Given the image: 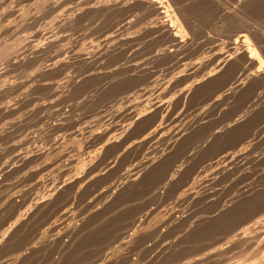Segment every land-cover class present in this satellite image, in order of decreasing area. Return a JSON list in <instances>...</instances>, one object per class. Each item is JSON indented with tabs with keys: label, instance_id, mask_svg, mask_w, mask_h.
Instances as JSON below:
<instances>
[{
	"label": "rangeland",
	"instance_id": "rangeland-1",
	"mask_svg": "<svg viewBox=\"0 0 264 264\" xmlns=\"http://www.w3.org/2000/svg\"><path fill=\"white\" fill-rule=\"evenodd\" d=\"M244 1L222 5L238 12ZM108 2L0 0V113L24 97L41 109L74 81L92 94L70 109L62 102L45 126L29 124L0 153V264H264V104L252 132L228 144L220 137L217 146L200 144L219 102L211 106L205 89L188 110L182 92L219 49L200 44L189 53L176 43L175 57L139 64L118 80L128 70L122 64L95 66L124 38L122 23L109 25L100 15ZM238 24L235 36L244 33ZM240 78L230 75L219 89ZM205 101L208 117L199 116ZM39 130L40 139L32 135ZM186 136L197 143L193 150H186Z\"/></svg>",
	"mask_w": 264,
	"mask_h": 264
},
{
	"label": "bare ground",
	"instance_id": "bare-ground-1",
	"mask_svg": "<svg viewBox=\"0 0 264 264\" xmlns=\"http://www.w3.org/2000/svg\"><path fill=\"white\" fill-rule=\"evenodd\" d=\"M69 1L70 0H56V5H63L64 3H67ZM224 1H220V0H110V2L107 3L105 8L102 6V11L100 14L104 19H106V22H109V25H110L111 21L115 22V23H117V22L122 23L123 29L121 30V32H122L121 34H123L122 36H124V38H122V40L120 42H118L116 45H112L110 48L106 49V51L104 53H102L101 56L98 58L99 59L98 65H95V66L97 68L99 65L105 66L104 68H106V66H110L111 68H115L116 64H118V63H120V65L122 64L123 67H126L125 70L126 69H128V70L126 72L125 71L123 72L122 70L120 71V73L118 72L120 74L118 77V80H121V81L130 74V71L133 69V67L135 68L139 64L140 65L145 64L147 66V64L150 63L152 66L153 63L159 64V63L163 62L167 57H169V55L171 53H174L171 51V47H175L176 43L178 46L179 45L183 46L184 50L186 48L187 50H185V51H189V53L194 51L200 44L216 46L217 50L219 49L220 55L214 61H212V63H209L208 66H203L201 64L203 66L202 68L200 66V68L203 70V71H201L202 75H199L198 79L196 77H194V79L191 80L192 81L191 85L186 87L184 92H182L183 93V100L182 101L186 104V105L184 104L183 106H188L187 109L190 106H192L190 104H192V102L194 101V99L198 95H199L198 97H200L201 93L204 94V91H206L205 89L208 90L207 93H209V95L211 96V98H210L211 101H208L211 106H213L214 104L216 106L217 105L216 103L219 102V105L216 106L217 108H215V110H214V107H211L210 105H208L206 103V101L202 103L203 104L202 107L206 106L205 108L199 109L200 106L198 105L197 106L198 108H196V110H195V111H197L198 109L200 110L199 116L202 113H204L207 116V113H205V112H207L208 110L210 111L211 109H212L211 111H213L212 114L210 113L211 115H208L209 117L207 116L208 119L211 116L210 122L213 126V128H212L213 130H211L209 128L211 125L208 122H206V124L208 126L205 125V127L207 126L206 128H209L212 132H211V134L210 133L208 134V131H207V134H206L207 137L206 136H205L206 138L204 137L205 140L202 139L204 142H202L200 144H204V145L209 144V143L212 144L211 142H213V140L215 138L218 140V137H220V140H218V141H220L221 143L227 142V144H228L229 143L228 140H231L232 138L234 139V137H236V138L241 137L244 134H248V133L252 132L251 128H250V126L253 127L251 125V122L255 120L256 116H258V111H259L258 108H260L261 105L264 104V32H263L264 31V0H246V2L244 1L245 2L244 6L242 4V6H243L242 10L238 9L239 10L238 12H235L237 10L236 8H235L236 9L235 11H231L234 9L229 10L227 8V6L222 5V3ZM226 2H227V0H226ZM4 4L6 5V2ZM12 5H14V4H12ZM5 10H6V7H5ZM2 11H1L0 15L5 14V11H3V12ZM217 14H219V15L217 16ZM94 15H95V13H94ZM215 16H216V18H215ZM79 17H81V16L79 15ZM2 18H3V16H2ZM70 18H69V20H70ZM87 18H89V16ZM91 18H90V21H91ZM98 18L99 17H96V19H98ZM77 19H79V18L77 17ZM84 19H85V17H84ZM80 20L83 21V18ZM100 21L101 20H99V22ZM103 21H105V20H103ZM239 21L242 24L241 23L238 24ZM102 22H100V24ZM143 22H144V24L146 23L145 26H144ZM68 23H70V21ZM115 23H112V24L115 25ZM102 24H104V23H102ZM117 24H119V23H117ZM140 24L143 25L144 27L141 26ZM235 24H238L239 26L242 25L243 30H244V33L242 35L240 34L239 36H235L236 34L235 35L231 34V32L234 30V29L232 30V28L235 26ZM71 25H73V24L71 23L70 26ZM96 25H97V23H96ZM105 25H106V23H105ZM139 26L142 27V29L140 28L141 30L138 29ZM76 27H75V29H76ZM87 27H91V26L89 25ZM107 27H106V29H107ZM118 27H119V25H118ZM61 28H62V26H61ZM68 28L69 27L67 25V28H65V29L68 30ZM95 28H94V30H97ZM101 28H103L102 25H101ZM106 29H104V30L101 29V30L105 31ZM240 29H241V27H240ZM89 30H90V28H89ZM261 30H263V31H261ZM135 31H136V33H135ZM69 32H71V30ZM133 32H134V34H131ZM236 33L238 35V32H236ZM63 34H65V33L63 32ZM55 37L58 38L57 36H55ZM174 44H175V46H173ZM49 45H50V42L47 44L44 43V46H43V44H42V46L40 45L39 48L36 46L39 49L38 50V57H41L42 55L46 54ZM179 48H181V47L179 46ZM186 54H188V53H186ZM186 54L184 53V55H186ZM170 56L175 57L176 55L174 56L172 54ZM200 56H202V55H200ZM192 57H194V56H192ZM179 59H181V57ZM171 60H172V58H171ZM173 60H175V59L173 58ZM97 61L98 60H96V62ZM183 61H186V59ZM188 61H189V59H188ZM22 62H23V60H22ZM23 63H21V64L23 65ZM21 64L15 65V67L18 68V66H20L19 68H21ZM94 64H97V63H94ZM134 64H136V65H134ZM179 64L180 63H178L177 66L176 65L175 66L178 67ZM186 64H187V62H186ZM112 65H114V67H112ZM117 66H119V65H117ZM141 66H143V65H141ZM97 68H96V70H97ZM99 68L97 71H99ZM94 69H95V67L93 68V71H94ZM100 69H102V67ZM136 69H137V67H136ZM177 69H179V68H177ZM134 70L135 69H133L132 71H134ZM141 70H143V69H141ZM180 71H181V69H180ZM103 72L105 73V71H103ZM85 74H87V73H85ZM232 74H241L240 80L235 82V83L229 82L228 86L226 88H224L223 90H220L219 88L223 85V83L225 82L227 77H229ZM97 76H96V78H97ZM87 78H89V77H87ZM87 78H86V81H87ZM114 78H115V75H114ZM91 79H93V78H91ZM112 79H113V77H112ZM130 79H131V77H130ZM113 80H116V79H113ZM127 80H129V79H127ZM71 82H73V81H71ZM106 82H108V80ZM100 83H101V81H100ZM72 84L67 85V86L63 85L64 87L59 89L52 96V98H50V100L48 102H46L45 105H43L44 107L43 106L41 107V109L36 108L37 106L34 105L35 102L33 103V101L35 99H33V101H32L31 100L32 98L30 99V98H25V97H24V99L22 98L23 100H21L18 103L15 102L13 104H10V105H7L6 107H4L3 111L0 113V123H1L0 124V153L3 152L5 150V148L8 146V144H10L12 141L16 142V140L23 138L22 137L23 133H21L20 131L22 129L28 127L29 124H37L38 122H42L41 124L43 125L45 122L48 121L47 120L48 118L51 119L52 118L51 116L58 113L57 109L60 105H62L61 104L62 102H63V104H64V102H65V104L67 103V107H68V105H70V107H69V109H70L73 107V106H71L72 103L73 104L76 103L79 105V103L81 104V102H83V99H85L83 97H85L86 95H89L87 97L92 96V94L91 95L89 94L90 91H88V88H86L87 89L86 92L84 91V87L81 85L82 83H78L75 85H72ZM118 85H116V86H118ZM116 86L114 88H116ZM210 87H212L213 91L211 90ZM215 88L217 89V91H215L216 90ZM111 89H112V87H111ZM99 90H101V89H99ZM91 91H93V90L91 89ZM94 92H96V91H94ZM210 92H215V93H210ZM100 94H102V93H100ZM95 96H97V95H95ZM203 96H201V97H203ZM205 96H206L205 99L207 100L208 95L206 94ZM89 99H91V97ZM199 99H201V98H199ZM201 100H203V99H201ZM94 101H96V100H94ZM178 101H180V99ZM182 101H181V103H183ZM87 102H88V100H87ZM172 102H173V100H172ZM196 102H197V100L195 99L194 104H197ZM199 103L200 102H198V104ZM204 103L207 105L204 106ZM168 104H170V103H168ZM86 105H87V103H86ZM34 106H36V107H34ZM181 106H182V104H181ZM207 107H208V109H206ZM209 107H211V109ZM77 108H79V107H77ZM184 109H185V107H184ZM187 109H185V110L187 111ZM70 111L68 113L69 115L72 114V112H73L72 111L70 113ZM192 112H193V110H192ZM187 114H189V113L187 112ZM195 117H193V119ZM65 118H68V117H65ZM73 118H75V117H73ZM197 118H198V116L195 119H197ZM256 118H258V117H256ZM208 119H206V120H208ZM202 120L205 121L204 117ZM188 121L189 120H186L185 123L188 124L187 123ZM57 122L60 123V121H57ZM57 122H56V124H57ZM189 122L191 123V121H189ZM199 122H201V120H199ZM52 125H54V124H52ZM191 125H195V124L191 123ZM191 125L190 126L188 125V126L191 128V130L194 131L195 128H192ZM201 125L204 127V122ZM44 126H45V124H44ZM189 127H187V129ZM195 127H196V125H195ZM30 129H32V128H30ZM189 130L190 129H188L187 132ZM204 130H206V129H204ZM9 131L10 132L13 131V132L10 133ZM31 131H33V130H31ZM7 132L10 133L7 135L8 137L4 136L5 133H7ZM23 132H24V130H23ZM25 132H27V128H26ZM42 132H41V134H42ZM187 132L185 131L184 135L185 134L189 135V133H187ZM189 132H191V134H192V131H189ZM38 133H40V130L34 131L32 133V135L34 134L36 136H39ZM43 133H45V132H43ZM184 135H183V137H184ZM36 136H33V137L36 138ZM193 136H195V135H193ZM193 136H192V139H194ZM25 137H26V135H25ZM40 138L41 137L39 136V139ZM190 138H191V136L190 137L186 136L185 140H182L185 143L184 146H186V150H188L187 147H189V149H190L191 143H192V146L195 144V141L191 140ZM32 140H30V141L32 142ZM217 140H215V141L218 142ZM22 141L24 142V140H22ZM26 143H27V141H26ZM214 144L211 147L214 146L213 148H216L217 145L215 144L216 145L215 146ZM17 145H18V143H17ZM221 145L224 146L225 144H221ZM206 147H208V145H206ZM191 149L193 150V148H191ZM11 150H12V148H11ZM193 152L197 153L198 151L194 149ZM6 153H9V151ZM11 153H13V152L10 151L9 155H11ZM203 153L204 152L202 151V154ZM194 154H191V156H193ZM197 155H198V157H199V155L201 157V154H196V156ZM4 159H5V157H4Z\"/></svg>",
	"mask_w": 264,
	"mask_h": 264
}]
</instances>
